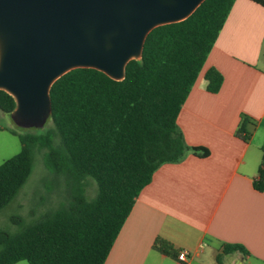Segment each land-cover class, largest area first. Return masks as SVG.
I'll list each match as a JSON object with an SVG mask.
<instances>
[{"label":"trees","instance_id":"1","mask_svg":"<svg viewBox=\"0 0 264 264\" xmlns=\"http://www.w3.org/2000/svg\"><path fill=\"white\" fill-rule=\"evenodd\" d=\"M253 1L264 6V0ZM234 3L204 0L188 18L151 30L141 57L127 63L122 80L95 68H75L52 84V126L38 133L12 131L22 147L0 164V211L27 183L41 150L63 199L38 217H11L17 229H0V264H104L154 172L190 151L209 155L207 148L186 143L177 118ZM205 79L211 93L224 81L214 67ZM15 108V98L0 89V109L12 114ZM252 126L256 122L241 116L236 135L249 141ZM261 150L254 185L264 191V143ZM89 179L97 185L92 198ZM155 247L176 254L166 240L157 239ZM236 251L246 252L225 244L219 264L223 254Z\"/></svg>","mask_w":264,"mask_h":264},{"label":"crops","instance_id":"2","mask_svg":"<svg viewBox=\"0 0 264 264\" xmlns=\"http://www.w3.org/2000/svg\"><path fill=\"white\" fill-rule=\"evenodd\" d=\"M212 67L224 77L217 93L207 90ZM243 115L256 122L249 141L236 135ZM177 123L186 143L209 155L190 151L154 172L104 264H219L225 244L246 252L223 254L222 264H264V191L254 185L264 143L262 4L235 0ZM157 239L176 254L155 247ZM183 249L189 256L179 261Z\"/></svg>","mask_w":264,"mask_h":264},{"label":"water","instance_id":"3","mask_svg":"<svg viewBox=\"0 0 264 264\" xmlns=\"http://www.w3.org/2000/svg\"><path fill=\"white\" fill-rule=\"evenodd\" d=\"M203 1L0 0V89L16 100L13 117L43 126L52 84L75 68L122 80L151 30L188 18Z\"/></svg>","mask_w":264,"mask_h":264},{"label":"rangeland","instance_id":"4","mask_svg":"<svg viewBox=\"0 0 264 264\" xmlns=\"http://www.w3.org/2000/svg\"><path fill=\"white\" fill-rule=\"evenodd\" d=\"M52 126L48 118L43 126L24 125L0 109V164L17 154L22 147L18 133H38ZM43 150L37 151L34 170L27 183L20 190L17 197L0 211V229L14 231L17 226L11 222V217L19 215L26 220L38 217L44 211L55 208L63 199L62 187L56 185V179L46 170L43 163ZM97 191L93 179H89L87 197L92 198ZM21 264H29L23 260Z\"/></svg>","mask_w":264,"mask_h":264},{"label":"built area","instance_id":"5","mask_svg":"<svg viewBox=\"0 0 264 264\" xmlns=\"http://www.w3.org/2000/svg\"><path fill=\"white\" fill-rule=\"evenodd\" d=\"M188 256H189L188 250L183 249L179 251V253L177 254V259L179 261H186L188 259Z\"/></svg>","mask_w":264,"mask_h":264}]
</instances>
